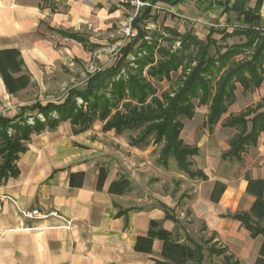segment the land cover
I'll return each instance as SVG.
<instances>
[{
	"label": "crops",
	"instance_id": "1",
	"mask_svg": "<svg viewBox=\"0 0 264 264\" xmlns=\"http://www.w3.org/2000/svg\"><path fill=\"white\" fill-rule=\"evenodd\" d=\"M144 1L149 6L142 11L151 9V17L145 21L150 32L170 28L206 40L214 31V38L220 40L221 31L231 33L238 23L236 14L225 12L228 0H185L176 6L163 0ZM257 2L250 0L249 7L255 8ZM233 3L230 0V5ZM259 14L261 20L254 26L264 29V2ZM124 19H134L133 9L109 0H0V66L9 62L13 79H29L25 88L12 93L0 70V93L13 110L0 116L11 118L22 107L40 101L21 102L33 88L59 87L53 79L55 72L111 67L102 53L106 36ZM228 43L238 44L240 38ZM47 80H51L49 84ZM18 85L12 82V86ZM72 87L81 86H69L60 98ZM236 95V102L212 130L205 125L209 114L205 106L204 126L211 132L230 116L261 102L264 81L246 95L238 85ZM250 99L238 112L231 111ZM223 129L236 134L234 129ZM90 132L74 134L70 122H61L55 129L32 134L25 143L26 151L14 163L16 174L0 185V264H164V235L160 231L185 243L183 236L190 234V229L181 226L184 221L227 248L240 264H256L264 237H253L238 216L250 213L257 199L247 191L249 181H264V132L241 160L224 157L229 144L221 152L219 147L190 145L183 140L197 149L189 162L191 169L198 168L193 171L207 177L205 180L191 178L174 158L164 166L159 161L161 149L157 156L160 167L150 172V154L157 147H134L131 143L132 147H102L89 137ZM249 153L256 154L251 165L245 163ZM232 162L241 164L236 175L225 170ZM168 167L176 168V176L182 180L176 194L162 190ZM187 190L190 197L181 200ZM35 210L42 214L57 211L71 224L67 229L61 227L66 224L62 219L22 214ZM152 221L159 223L152 229L157 235L151 243L137 245L140 238H151Z\"/></svg>",
	"mask_w": 264,
	"mask_h": 264
},
{
	"label": "trees",
	"instance_id": "2",
	"mask_svg": "<svg viewBox=\"0 0 264 264\" xmlns=\"http://www.w3.org/2000/svg\"><path fill=\"white\" fill-rule=\"evenodd\" d=\"M163 1L176 6L185 0ZM263 2L258 0L252 9L250 0H234L232 5L228 0L225 12L236 14L238 23L231 33L221 31L220 40L214 38V31L206 40L191 32L180 34L170 28L150 32L143 24L151 17V9L141 11L132 21L137 35L120 49L111 67L91 74L84 87L70 88L60 100L37 101L22 107L11 118L0 116V185L8 176L16 174L14 163L19 154L26 151L25 143L32 134L47 128L55 129L61 122H70L73 133L80 134L88 131L96 121L103 124V132L114 131L118 135L138 132L130 137L132 146L148 147L151 142L162 145L159 161L164 166L174 158L179 168L191 178L199 176L205 180L204 174L191 169L189 157L198 151L181 138L185 127L183 118L192 120L197 106H208L205 125L212 130L236 102L238 85L242 87L243 95L262 86L264 29L256 28L254 24L261 20L259 11ZM234 37H239L240 43L230 45L228 40ZM176 43H179L178 47H175ZM9 66L8 62V65L0 66V70L8 90L15 93L25 88L29 79H13ZM174 74H179L177 86L159 94L155 83L172 80ZM12 82L19 85L14 87ZM262 109L264 98L256 106L222 122L223 128L236 130L224 157L241 160L249 147L257 145L264 132ZM31 119L32 124L29 123ZM247 191L257 199L251 212L238 218L253 237H264V181H249ZM158 227L159 223L152 221L151 238H140L137 245L144 241L151 243L152 237L157 235L152 229ZM160 233L164 235L162 257L165 260L173 264L204 263L202 245L195 241L191 246L178 243L164 232ZM212 241L213 238L206 243ZM208 251L210 255L222 256L223 264H240L227 248L215 250L209 247ZM256 264H264V241Z\"/></svg>",
	"mask_w": 264,
	"mask_h": 264
},
{
	"label": "rangeland",
	"instance_id": "3",
	"mask_svg": "<svg viewBox=\"0 0 264 264\" xmlns=\"http://www.w3.org/2000/svg\"><path fill=\"white\" fill-rule=\"evenodd\" d=\"M141 13V12H140ZM140 15V14H139ZM134 13V18H135ZM133 20L124 19V21L118 22V24L115 26V29L112 31L111 36L108 34L106 36V49L102 51L104 55L103 59L108 58V65L114 64L117 57L119 56V51L122 47H124L127 43L130 42V40L133 38L131 36H127L126 32L128 28H132V30H135V33L137 35V30L132 26ZM146 23L143 24V27ZM179 43H176L175 47H178ZM91 67V66H90ZM86 68L84 70L78 71L76 67H73V71H60L55 72L54 75L56 78H53L54 80H58V83L60 84L59 87H56L54 85H50L45 87V89H39V88H33L31 89L27 95H24L22 97V101L24 104H31L35 102L36 100H40L43 103H46L48 101H57L60 100V95L71 85H80L81 87L85 86L86 81L88 80V77L91 74H94L96 71L95 69ZM178 75L174 74L172 77V80L164 81L162 83H155L156 87L158 88L159 94L170 91L173 88H175L178 84ZM60 80V82H59ZM51 81V80H49ZM47 80V84L49 82ZM239 98H241L240 92H238ZM252 99L248 101H241L238 103L231 111L233 113L238 112V110L242 109L243 106H245L247 103H250ZM9 102L3 99V95L0 93V115H7L11 111V105H8ZM81 103V101H79ZM196 101V105H197ZM18 110V109H16ZM16 113V112H15ZM207 116V107H199L197 106L196 109V115L193 120H189L187 118H183V122L186 126L184 129V132L182 134V138L185 141V143L190 145H198L200 144L202 147H219V150L221 152L223 151L224 147H227L229 144L230 139L235 134V131L223 129L220 125H218L213 132H211L206 126H204V122ZM102 123L99 121H96L95 124L89 129L91 131L90 138L93 140H96V142L101 143L102 147H132L130 145V137L136 136L138 132H125L121 135L115 134L114 132L106 133L102 130ZM9 133L12 134V130H9ZM148 147H157V149L150 154V163L149 170L150 172H153L155 168H159L160 165L157 162V156L158 151L161 149L162 145H156L153 142ZM253 156H256L255 153H249V156H246L245 163H249L250 165L253 162ZM2 161V159H1ZM244 163V164H245ZM241 164L239 163H229L228 167L225 169L226 172L230 175H236L237 171H241L242 169L239 168ZM197 166V165H196ZM243 166V165H242ZM192 169L197 170V167H193ZM171 172V173H170ZM176 168H169L167 169L168 175L166 178L163 179V189L166 193L170 192L176 194L181 190L182 187V180H178V176H176ZM178 172V171H177ZM155 173V172H153ZM154 180H151V184H153ZM181 200H184L186 197L189 198L188 190L184 192L183 195H181ZM189 222L184 221L183 224H181L184 228L190 229V234L187 236H183V239L186 238L185 244L191 246L192 241L197 242L199 245H202L204 247V253H205V261L203 264H223L222 256L217 255H210L208 249L209 247H212L215 250H222L223 246L219 245L215 242H209L211 239L210 236L203 235L202 231L198 232V230L193 229V227H189ZM190 239V240H189ZM167 261V260H166ZM167 263H170L167 261ZM173 264V263H170ZM196 264V263H191Z\"/></svg>",
	"mask_w": 264,
	"mask_h": 264
},
{
	"label": "built area",
	"instance_id": "4",
	"mask_svg": "<svg viewBox=\"0 0 264 264\" xmlns=\"http://www.w3.org/2000/svg\"><path fill=\"white\" fill-rule=\"evenodd\" d=\"M111 3L116 4V5H120V6H129L133 9L135 16H138L140 14V12L147 6H149V4L144 1V0H109ZM127 36H131V37H135L136 33L135 30H132V28H128L127 32H126ZM41 119H43V117L40 115L39 116ZM29 123H33V120L31 119L29 121ZM1 200H3V198H0ZM2 211V205H0V212ZM23 215H25L26 217L29 218H33V217H38V218H48V217H56L59 219H62L66 224L61 226L63 228H69L71 222L66 221L63 217H61L57 211H50L47 214H42L40 213L38 210L32 211V212H22Z\"/></svg>",
	"mask_w": 264,
	"mask_h": 264
}]
</instances>
